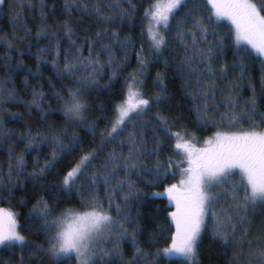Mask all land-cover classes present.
Segmentation results:
<instances>
[{"label": "snow or ice", "instance_id": "obj_1", "mask_svg": "<svg viewBox=\"0 0 264 264\" xmlns=\"http://www.w3.org/2000/svg\"><path fill=\"white\" fill-rule=\"evenodd\" d=\"M4 2L0 0V4ZM123 3L124 0L108 3L62 0V14L66 19L58 22L55 31H49L53 26L47 24L48 14L44 11L47 4L40 0L41 24L32 38L37 42L46 39L49 44L37 49V66L47 63L44 57L51 55L57 77L70 83L52 93L57 105L53 110L45 108V94L36 87L32 88L30 100L21 99L15 88L7 87L12 83L8 76L0 80V109L5 104H23L30 110H39L42 119L56 111L63 116L64 124L60 127L49 124L45 132L33 134L29 130L20 134L19 141L25 144L24 152L46 144L52 149L50 159L38 170L34 167L33 171L25 172L27 165L23 154L14 156L9 148L8 183L4 184L5 177L0 176V201L5 192L11 197L15 188L24 186L19 179H13V171L17 178L25 177L36 185L53 171L58 172L57 164L66 157H72L77 151L81 154L59 182L49 186L48 199L35 198L23 226L28 235L20 231L18 213L0 208V246L20 247L21 256L16 264H72L73 261L74 264H159L162 255L177 256L181 264H203L201 246L207 239L210 253L215 248L214 254L225 256L231 249L227 264H264V111H260L264 106V0H149L140 15L139 49L130 35L121 39L117 31L105 27L92 35H88V28H81L85 33L81 37L73 26L74 12L81 17L75 21L77 25L84 23L85 15L94 17L101 25L116 23L117 16L121 24L126 19L131 24L138 5L127 0L125 8ZM23 4L21 0V7ZM27 7L32 9L36 5L27 0ZM224 21L230 24L225 25ZM12 23L11 39L0 37V43L9 53L18 51L23 55L13 41L28 40L31 29L22 24L19 13L12 17ZM17 24L21 26L17 28ZM18 31L24 34L18 35ZM173 39L179 40L184 55L175 65L167 58L163 63L177 74L180 90L191 101L189 112L194 113L197 128L201 131L214 129L203 140V147L193 143L198 137L186 124L180 123L184 119L182 115L170 118L157 112L148 118L153 107L159 108L170 98L165 77L160 72L153 81V87L158 89L155 94L145 91L148 67L160 63ZM79 40L83 43L78 44ZM104 40L110 43H103ZM63 41H67L68 47L62 51ZM145 41L148 56L144 55ZM97 44L100 50L93 56ZM31 47L29 43V50ZM85 47L87 56L83 51ZM114 48L124 53L123 62L115 60ZM226 50L235 58L231 67L239 69L240 82L251 81V76L246 74L258 64L261 72L259 97L251 83L252 95L247 99L236 91L240 87L236 81L224 85L226 93L220 87L218 81L227 80L228 66L217 62L224 58ZM132 51L137 67L125 76L124 68ZM61 54L64 57L62 67ZM104 54L108 57L107 66L115 67L109 83L101 86L98 78H102L101 55ZM2 59L9 73L23 71L26 67L22 61L12 66L13 58L7 53ZM81 71L83 74L77 75ZM29 75L38 73L29 72ZM117 78L123 79L120 92L109 95H119V99L110 102V109L101 106L102 115L91 118L86 93L100 87L110 89L111 81ZM24 84L28 85L27 76ZM218 92L221 93L219 99ZM19 115L9 113L10 117ZM76 129L90 136L94 146L85 150L83 137ZM146 129L152 133L151 140L145 136ZM13 135L15 133L6 130L0 120V140L10 141ZM165 147L172 152L167 158L162 157ZM149 160L151 166L146 162ZM38 163L34 161V165ZM177 175L178 182L164 186L162 192L151 193L144 192L131 179L136 176L143 179L146 186L155 188ZM73 196L78 197L79 208H60L61 200ZM165 196L175 210L164 217L165 209L157 206L152 218L170 220V224H158L159 231L150 233L147 243L155 245L161 238L170 239V243L152 252L137 239L141 229L131 215V208L136 202V217H139V205L147 198ZM129 225H134L131 232ZM170 225H174L175 230L169 238ZM125 240H130L133 246L128 260L121 251ZM106 244L112 247L101 246Z\"/></svg>", "mask_w": 264, "mask_h": 264}, {"label": "trees", "instance_id": "obj_2", "mask_svg": "<svg viewBox=\"0 0 264 264\" xmlns=\"http://www.w3.org/2000/svg\"><path fill=\"white\" fill-rule=\"evenodd\" d=\"M104 3L110 2V0H103ZM149 2V0H133V3L138 5V11L136 15L132 18L131 24H129V21L126 19L123 24L120 22V18L116 17V23L109 24V25H101L97 24L95 22V18L85 15L83 16L84 23L82 25H77L75 23L76 20L81 19L79 13H73V26L77 28L78 34L82 37L85 33L83 31H80L81 28H88L89 32L88 35L94 34L97 30H102L103 28L107 27L110 30L117 31L120 34L121 39H123L124 36L130 35L133 40H135V47L136 49H139L140 47V15L143 12V6H146V4ZM32 3L36 5L35 8L29 9L27 7V0H24L23 7H21V0H5L3 4H0V37H8V39H11V36L14 32V25L12 23V17L16 15L17 13L21 16V22L23 25H26L28 28L31 29V37L24 41L23 43H20L19 41H13V44L17 46L20 52H23V55H20L18 51H12L8 52V49L4 46L3 43H0V80H3L4 78L11 76L12 83L8 84V88H15L18 92L21 99L24 100H30L31 94H32V88L36 87L38 91H43L44 96V106L46 109H53L55 110L57 108L55 98L52 96V93L54 91H58L62 88L64 85H68L70 82L68 80H61L56 75V70L53 69L51 60V55H46L44 59L48 61L47 63H41L39 67L37 66L36 62V53L38 48L46 47L49 44V41L46 39H41L38 42L33 39L32 37H35L36 32L39 29V25L41 24L40 20V9H39V3L40 0H32ZM45 3L47 4V7L44 9V11L48 14V20L47 24L51 25L49 31H55L56 26L58 25V22L63 21L66 19V17L62 14V0H45ZM53 5H55V8L53 9ZM122 7L127 8V0H124V3L122 4ZM205 16L207 15V12L203 13ZM225 25H229V21L223 22ZM21 25L17 24L16 27L19 28ZM227 28H225V31ZM18 35H23V31H18ZM187 39H191V37H188ZM29 43L32 45L31 49L29 50L28 45ZM54 43V42H53ZM77 43H83L82 40L77 41ZM103 43H110L108 40H104ZM61 50L68 47L67 41H63L60 45ZM100 50V45L97 44L95 50L93 51V56L96 55V53ZM84 55H88V49L84 48ZM115 60L117 62H123V56L124 53L122 51H118L115 48L113 49ZM9 54L12 56L11 64L12 66H15V64L18 61H22L23 64L26 66L23 71L20 72H13L9 73L5 70L4 64L5 61L2 59V57L5 54ZM149 48L148 44L145 41L144 42V55L148 56ZM184 55L183 46L180 44L178 39H173L171 41V47L169 49H166L163 53V55L160 58V63L150 64L148 67V75L146 76V83L144 86L145 91L149 95H154L155 92L158 90L157 88L153 87V81L156 77L157 72H160L165 77V83L168 86V90L170 93L169 101L166 104L161 105L159 108L153 107L149 114L148 118H152L156 115L157 112H160L162 114L168 115L170 118L174 116L182 115L184 117L183 120L180 121L181 124H186L188 129L191 132H194L198 138H205L211 135V132L214 131V129L204 130L201 131L197 128V125L194 123L195 115L194 113L189 112V106L191 104L190 99H187L183 93V91L180 90V80L177 77V74L172 70L171 67L166 68L163 61L165 58L168 59L169 63L171 65H175L179 62L180 58ZM108 57L106 54L101 55V63L104 64V68L101 71L102 78L99 79V85L103 86L105 84L109 83V77L113 71V68L115 65H113V68H109L107 66ZM234 56L232 55V52L229 50H226L225 56L222 60L218 61L217 64H225L228 66L227 71V80L225 81H218L220 87L224 89V85L236 81L240 84V87L236 89V91L240 92L242 97L244 99H247L252 95V91L249 88V84L253 85L255 87L257 96H260L261 93V84H260V76L261 72L259 69L258 64H254L252 68L249 70V72L246 75L251 76V81L244 80L243 82L239 81L240 77V71L239 69H233L231 67L232 62L234 60ZM64 63V57L63 54H61L60 57V66L62 67ZM137 67V62L135 59V52L132 51L129 53V60L127 62L126 67L124 68L123 75H127L129 72L133 71ZM91 71V70H90ZM29 72L31 73H38L36 76L29 75ZM83 72H78L77 75H81ZM28 77V85L25 86L24 84V78ZM112 87L110 89H104L103 87H100L99 89H93L89 93H86L87 96V102L90 105V112L89 116L91 118H95L96 116L102 115L100 108L101 106H104L106 108L110 109V102L119 99V95L117 96H111L109 95L110 92L119 93L121 86L123 84L122 78H117L116 80L111 81ZM54 85V87H53ZM74 86V85H73ZM224 92H227V89H224ZM221 93H217V99H219ZM220 111H223V108L220 109ZM260 111H264V106H261ZM9 113H19L20 115L17 117H10ZM110 114V113H109ZM259 119V117H257ZM0 120L3 121L4 128L6 130H11L15 133L11 137V140L3 139L0 140V176L5 177L3 183L7 184L8 181L6 179L8 172H9V152L8 149L12 148L13 155H20L23 154L24 160L26 161V168L24 169L25 172H31L34 170V167L36 170H38L40 167L43 166L44 162L48 159H50L51 151L52 149L48 147L46 144L41 145L39 148L35 150H30L28 152H24L25 144L19 141V136L21 133H25L29 130L35 134L37 131L45 132L47 130V127L49 124H54L57 127L63 126L64 119L63 116L56 112L51 111L50 114L47 115L46 118L41 117V113L39 110L33 108L28 109L23 104H5L3 105V108L0 109ZM247 126V125H245ZM100 127L103 128V123L100 124ZM129 129H131V125H129ZM72 131V128H69V132ZM76 131L79 132L81 137H83L82 140V147L87 150L90 147H93L94 144H91V137L86 136L83 131L80 129H76ZM173 131H176L174 128ZM145 136L147 139L151 140L152 133L149 130H145ZM67 142V141H65ZM99 142V137L96 138V143ZM149 147H152V144L149 143ZM81 153L77 151L72 157H66L64 160H62L60 163L57 164L58 172L53 171L50 173L45 180L41 181L40 183L33 185V183L25 178V177H16L15 171H13L12 176L13 179H19V181L24 185L22 188L17 187L14 189L13 194L11 197L8 196V193L5 192L3 194L4 199L3 201H0V208H4L7 210H11L15 213H18V223L21 226L20 231L24 235H28L26 231H24L23 226L26 222V216L29 211V209L32 207L35 198L38 196H43L45 199L49 198V186L52 184L58 183L60 178L63 176L64 172L68 170L72 166V164L75 162V159L80 155ZM172 155L171 149L169 147H165L162 153L163 158H167L168 156ZM178 159L179 157H175ZM153 160L155 157L152 158ZM39 161L38 164L34 165V161ZM149 166H151V161H146ZM12 163H15V160L13 159ZM185 166V165H184ZM121 176L123 173L120 174ZM179 175L175 177H170L167 180L164 181L163 185L159 187H148L144 184L143 179H138L136 176H132L131 179L136 181L138 186L144 191V192H162L164 186H167L172 183H176L179 179ZM101 196L104 195L103 191H101ZM24 200L25 203L21 204L20 201ZM76 206L79 208V201L78 197L73 196L71 199L68 200H61L60 201V208L65 207H71ZM157 206L164 208V212L162 216L166 217L167 213L170 211H174V205L169 204L167 197L163 198H147L144 203L139 205V210L141 215L139 217H136L137 213V204L136 202H133V207L131 208V215L136 218L141 233L138 234L137 239L140 241L141 245L149 251L155 252L157 248L163 249L170 243V239L161 238L159 239V242L155 245H149L147 243L149 239V234L153 232H158L159 229L157 227L160 223H169V221L163 220L161 218L159 221L154 220L152 218V214L157 209ZM259 218H257L258 220ZM129 232H131L132 227L134 225H129ZM174 225H170V230L167 233V237L170 238L171 232L174 231ZM253 232L255 233V228L253 229ZM32 240H37L36 237L30 236L29 237ZM42 239V238H41ZM37 242H40L37 240ZM208 247V241L205 239L204 244L201 246V253H200V259L202 260L203 264H227L228 258L231 256V249L228 250V254L225 256H219L214 254L217 250L214 248L212 250V253H210L207 250ZM121 251L124 255L125 260H128L132 256L133 252V246L130 242V240L123 241L121 245ZM21 256V249L19 246H17L15 249H10L5 246L0 247V264H16L17 261H19ZM24 258L27 261V250H24ZM74 264V261L72 262ZM159 264H181L180 258H170L167 256H161L159 260Z\"/></svg>", "mask_w": 264, "mask_h": 264}, {"label": "rangeland", "instance_id": "obj_3", "mask_svg": "<svg viewBox=\"0 0 264 264\" xmlns=\"http://www.w3.org/2000/svg\"><path fill=\"white\" fill-rule=\"evenodd\" d=\"M205 138H207V137H205ZM205 138H198L196 141H193V143L196 145V147H203L204 145H203V140L205 139ZM187 165L185 164V167H186ZM180 179V178H179ZM178 179V180H179ZM178 182V181H177ZM11 211V210H10ZM102 247H107V248H111L112 247V245L111 244H106V245H101ZM1 247V246H0ZM167 257H170V258H177V256H167ZM179 258V257H178Z\"/></svg>", "mask_w": 264, "mask_h": 264}]
</instances>
